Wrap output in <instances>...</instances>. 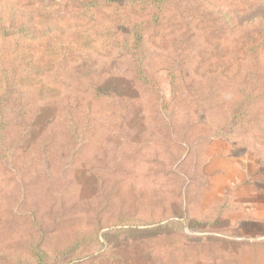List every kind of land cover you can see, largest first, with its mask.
<instances>
[{"label": "rangeland", "instance_id": "obj_1", "mask_svg": "<svg viewBox=\"0 0 264 264\" xmlns=\"http://www.w3.org/2000/svg\"><path fill=\"white\" fill-rule=\"evenodd\" d=\"M82 1L0 0V29L24 31L18 46L0 34V264H264L235 193L264 166V0L162 5L138 50L160 102ZM82 64L91 76H72ZM168 221L159 240L131 234Z\"/></svg>", "mask_w": 264, "mask_h": 264}, {"label": "trees", "instance_id": "obj_2", "mask_svg": "<svg viewBox=\"0 0 264 264\" xmlns=\"http://www.w3.org/2000/svg\"><path fill=\"white\" fill-rule=\"evenodd\" d=\"M179 2L180 0H83L79 6L82 14L86 15V17H88L87 19L89 20L98 22L103 18L110 19L109 22L112 24V31L109 32L111 38V42H109V44L111 48L118 49L122 53H125L129 56L134 65L133 76L136 82L145 87L146 91L149 90L154 98L152 96L151 97L158 102L163 100L164 94L161 93L162 84L156 81V76L146 73L142 63L139 61L138 50L144 38L145 27L151 23L154 25L158 24V11L161 10V6L165 3L177 5ZM0 34L2 44H6L8 41L13 42L15 46H18L20 41L24 38V31L21 27L12 26L9 24L6 27L0 29ZM176 44L178 43L176 42ZM183 44L184 42L179 43L180 47ZM250 46H252L250 51L252 55H254V45L250 44ZM175 52L178 57L181 56V49L178 51L176 48ZM13 66L18 69V67L14 64ZM71 74L76 78H88L92 73L86 72L82 64L80 66L77 65L73 67ZM10 76L11 79L5 83L6 90L8 91V94L3 99L5 102L10 92L15 90V88L20 85V79L18 75ZM168 86L171 91L172 88H175V79L173 75H168ZM87 89L97 98L108 99L117 105H119V103L122 106L126 105L127 101L122 97V95L118 93L115 86H100V84L94 83V81L91 80L87 85ZM3 106L4 105L2 104L1 108H3ZM160 109L163 111L166 109V107L161 108L160 105ZM132 113L133 109L131 110V115ZM2 126L3 125L0 120V128H2ZM176 222L178 221H168L164 225L156 226L154 228L141 229L134 227L131 230V234L133 235L134 239H147V241L159 240L163 238L168 231L173 233L174 231H177L178 228H180L181 224ZM100 232L101 230L98 229L96 235H98ZM109 234L111 233H103L100 235V237L106 241V238ZM96 239L98 240V237ZM196 240L197 239H192L191 241L195 242Z\"/></svg>", "mask_w": 264, "mask_h": 264}, {"label": "crops", "instance_id": "obj_3", "mask_svg": "<svg viewBox=\"0 0 264 264\" xmlns=\"http://www.w3.org/2000/svg\"><path fill=\"white\" fill-rule=\"evenodd\" d=\"M250 165L244 170L245 177L249 179V196H246L245 190L235 192L250 215V218L239 223L238 230L240 234L264 239V166Z\"/></svg>", "mask_w": 264, "mask_h": 264}]
</instances>
